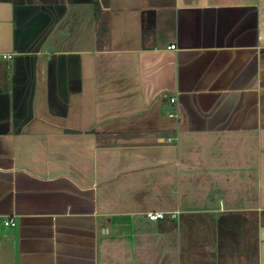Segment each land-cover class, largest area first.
<instances>
[{
	"label": "crops",
	"instance_id": "1",
	"mask_svg": "<svg viewBox=\"0 0 264 264\" xmlns=\"http://www.w3.org/2000/svg\"><path fill=\"white\" fill-rule=\"evenodd\" d=\"M0 264H264V0H0Z\"/></svg>",
	"mask_w": 264,
	"mask_h": 264
},
{
	"label": "built area",
	"instance_id": "2",
	"mask_svg": "<svg viewBox=\"0 0 264 264\" xmlns=\"http://www.w3.org/2000/svg\"><path fill=\"white\" fill-rule=\"evenodd\" d=\"M171 49H175V45L170 46ZM173 98L170 99L171 102H173ZM146 216L151 220H157V219H163L164 214L163 212H149L146 214ZM4 226H14L15 221L12 218L4 219L3 220Z\"/></svg>",
	"mask_w": 264,
	"mask_h": 264
}]
</instances>
